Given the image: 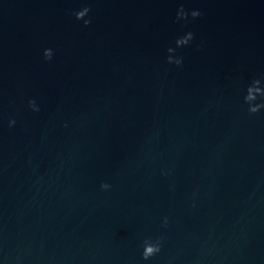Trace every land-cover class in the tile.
<instances>
[{"label": "water", "instance_id": "obj_1", "mask_svg": "<svg viewBox=\"0 0 264 264\" xmlns=\"http://www.w3.org/2000/svg\"><path fill=\"white\" fill-rule=\"evenodd\" d=\"M0 264H264V0H0Z\"/></svg>", "mask_w": 264, "mask_h": 264}, {"label": "clouds", "instance_id": "obj_2", "mask_svg": "<svg viewBox=\"0 0 264 264\" xmlns=\"http://www.w3.org/2000/svg\"><path fill=\"white\" fill-rule=\"evenodd\" d=\"M83 14L84 13L82 11L77 12L76 13L77 19H80L81 16H83ZM183 15H184V13H183V10L181 9V11L178 13V16H183ZM199 15H200V12L199 11H193L192 12V16L193 17L199 16ZM87 23H89V21L86 20L85 21V24H87ZM187 36L189 37V39L186 40L184 44H187L188 43V41L192 37V34L189 33ZM45 53H46V58L47 59H51V57H52L51 56V49H46L45 50ZM169 61L170 62L172 61V59L170 57H169ZM175 63L180 64L181 63V60H176ZM256 83L258 84L259 81H257ZM260 92H261V89L259 87H249V89H248V96L246 97V99L248 101H251V100L255 99V94L256 93H260ZM30 104H31V107L33 108L34 111H38L39 110V108L36 105L35 101H31ZM256 110H257L256 107H253L251 109V111H253V112L256 111ZM15 123H16V121L14 119L9 121V125L10 126L14 125ZM102 187L105 188V189H107L109 187V185L108 184H104V185H102ZM157 251H159V247L158 246L153 245V244H150V243L149 244H146L145 251H144V257L145 258H148V253H151V255H153Z\"/></svg>", "mask_w": 264, "mask_h": 264}]
</instances>
